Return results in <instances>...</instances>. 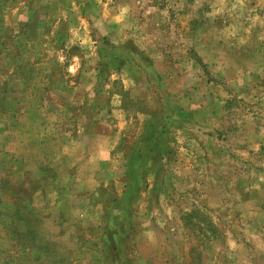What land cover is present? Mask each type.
Segmentation results:
<instances>
[{"label": "rangeland", "instance_id": "374dc122", "mask_svg": "<svg viewBox=\"0 0 264 264\" xmlns=\"http://www.w3.org/2000/svg\"><path fill=\"white\" fill-rule=\"evenodd\" d=\"M0 264H264V0H0Z\"/></svg>", "mask_w": 264, "mask_h": 264}]
</instances>
